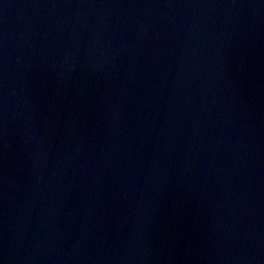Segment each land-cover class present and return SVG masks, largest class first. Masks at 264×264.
<instances>
[{
  "label": "water",
  "instance_id": "obj_1",
  "mask_svg": "<svg viewBox=\"0 0 264 264\" xmlns=\"http://www.w3.org/2000/svg\"><path fill=\"white\" fill-rule=\"evenodd\" d=\"M0 264H264V0H0Z\"/></svg>",
  "mask_w": 264,
  "mask_h": 264
}]
</instances>
